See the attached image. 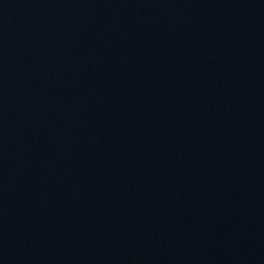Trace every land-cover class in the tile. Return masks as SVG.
Wrapping results in <instances>:
<instances>
[{
    "label": "water",
    "instance_id": "obj_1",
    "mask_svg": "<svg viewBox=\"0 0 264 264\" xmlns=\"http://www.w3.org/2000/svg\"><path fill=\"white\" fill-rule=\"evenodd\" d=\"M0 264H264V0H0Z\"/></svg>",
    "mask_w": 264,
    "mask_h": 264
}]
</instances>
